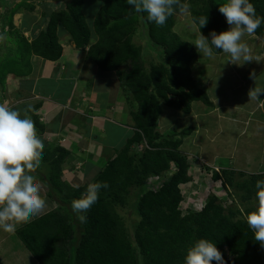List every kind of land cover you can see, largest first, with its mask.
<instances>
[{"label":"trees","instance_id":"trees-1","mask_svg":"<svg viewBox=\"0 0 264 264\" xmlns=\"http://www.w3.org/2000/svg\"><path fill=\"white\" fill-rule=\"evenodd\" d=\"M100 1L92 22L97 37L94 43L90 44V31L82 13L85 0H66L64 8L51 13L44 29L30 42L19 39L22 46L18 45L17 63L0 62V68H5L0 81L10 68L27 63L30 55L57 61L62 51L57 36L60 27L75 49L87 48L86 58L92 65L116 75L130 107L132 137L93 179L92 183L106 182L109 187L101 189L97 202L83 213L86 223L77 219L71 203L85 193L87 186L68 188L60 173L67 152L44 147L39 165L44 171L38 178L56 208L19 225L17 239L37 264H184L187 250L201 238L215 243L225 264H264V247L254 240L246 223L247 213L256 207L245 209L243 216L237 209H224L219 198L210 194L200 211L180 209L183 197L179 187L190 183L191 177L190 162L179 152V146L181 138L190 136L194 128L160 134L157 121L161 106L184 115L190 113L194 102L213 107L207 93L191 78L195 48L173 32L174 16L183 11L177 7L165 25L157 26L147 21L146 13H137L127 0ZM250 2L256 14L264 17V0ZM180 3L188 5L191 22L207 17L208 23L200 31L209 39L213 31L219 34L228 30L218 10L222 5L219 1ZM8 25L12 33V25ZM137 36L145 38L143 46L135 44ZM255 36L264 42V24ZM153 51L155 60L146 63L145 54ZM213 52L223 53L215 48ZM36 119L32 116L35 127ZM211 176L213 180L222 179L223 187L238 191L241 204L253 199L257 206L255 184L264 180V173L246 175L223 169L221 175L211 172ZM236 176L241 180H234ZM130 191H135L133 210L138 217L131 239L115 212L118 206H125Z\"/></svg>","mask_w":264,"mask_h":264},{"label":"crops","instance_id":"crops-1","mask_svg":"<svg viewBox=\"0 0 264 264\" xmlns=\"http://www.w3.org/2000/svg\"><path fill=\"white\" fill-rule=\"evenodd\" d=\"M64 3L61 1L54 3L53 8L59 10L61 4L64 8ZM100 5V0H85L83 15H86L85 10L88 7L93 22ZM53 8L52 3L50 4L48 0L0 1V34L7 37L5 41L0 42V62L5 60L9 63L18 62V40L23 37L27 42H30L39 31L44 29L48 16L57 11ZM223 19L226 22L224 16ZM92 22L89 24L86 22L90 31V44L94 43L97 38L93 31ZM8 24L12 25V33H16V36L9 33ZM227 27L230 28L228 24ZM27 35H29L28 38ZM57 36L62 49L60 58L57 61H48L36 55H30L27 63L21 67L10 68L11 70L6 72L0 81V103L6 102L12 109L19 110L22 118L24 110L31 108L32 111H28L27 115L31 119L32 116L37 118V134L44 147L48 150L57 147L67 152L60 165L61 179L68 188L77 189L92 183L98 172L116 156V152L132 137L134 124L130 115V107L116 75L110 72L112 77L105 76L104 80H100L97 73L101 71L86 58L87 48L84 50L75 49L68 34L60 27H58ZM187 41L189 40L187 39ZM244 42L252 44L253 47L254 43L259 44V50L255 52L252 50L253 55L264 57V43L261 39L255 35L245 36ZM216 56L218 58L206 57L202 59L203 62H199L196 61L197 55L193 61L196 62L192 65L193 68L196 63L201 64V68L198 70L199 76H196L197 79L201 81L204 77L218 71V64L221 65L223 62L228 64V69L236 68L240 71L242 68V65L227 62L230 60L227 53L223 52ZM254 62L253 69H264V60ZM206 67H209V70L212 68V71L208 72ZM245 68L247 71L243 77L240 76L241 73H238L242 78L241 84L249 78L250 71L248 70L251 68L250 66ZM252 83L258 84L256 79H253ZM211 92L217 91L211 90ZM210 93L208 97L213 104L211 109L207 108L205 113L202 111L204 109L203 104L199 103L196 110L189 113L191 121L188 122V127L194 128V133L191 134L192 147L200 143L201 146L218 148V143L208 142L209 135L205 133L204 124L214 123L217 120L220 123L218 130L227 129L230 132L234 122H237L236 108L227 106V103L223 102L220 104L225 105V107L221 109L220 104L216 105L210 98ZM253 100L254 104L256 102V109L257 107L261 109L264 94ZM166 109L170 108L166 107ZM199 113L202 118L200 122L198 121ZM177 117L174 116V118ZM251 121L252 119L249 122L252 123ZM254 123L257 128H260L261 125L258 122L255 121ZM165 128V123L162 124L161 120L157 121V131L160 134V129ZM200 131L204 134L203 140L199 139ZM254 131L251 130L250 132ZM229 140L230 138L225 137L221 140V145L227 147L228 150L231 149L227 145ZM260 148L261 151L264 150V146H260ZM263 158L264 155L261 160ZM250 159L253 166L256 159L253 160V156ZM252 166L250 169L254 170ZM261 170L264 168L257 171ZM46 193L44 187L42 195L46 197L48 206L32 216L29 221L56 208V205L47 198ZM0 232V248L8 239H17L15 233H7L3 229H0ZM4 252L3 250L2 253ZM32 262L37 264L31 257L30 264Z\"/></svg>","mask_w":264,"mask_h":264},{"label":"clouds","instance_id":"clouds-1","mask_svg":"<svg viewBox=\"0 0 264 264\" xmlns=\"http://www.w3.org/2000/svg\"><path fill=\"white\" fill-rule=\"evenodd\" d=\"M127 4L137 13H146L147 21L154 22L157 26L165 25L177 7L182 11L188 8L180 0H127ZM218 10L230 26L229 30L219 34L213 31L209 39L200 31L207 25V17L194 19L192 28L197 36L191 43L197 51L210 58L214 55L213 48L221 50L230 56L227 62L237 65L264 60L262 56H254L252 49L244 42L245 36H254L264 24V17L256 14L250 0H226ZM6 39L5 35L0 34V42ZM261 94H264V87H254L249 91V97L253 99ZM30 110V107L25 109L22 118L19 110L12 109L6 102L0 103V229L12 234L19 225L27 223L32 216L48 206L46 197L41 195V182L30 174L39 166L44 148L35 122L27 115ZM212 181L223 184L222 179ZM108 187L106 182L89 183L85 193L72 201V211L77 214L81 223L87 222V216L83 213L97 202L100 190ZM255 187L257 206L247 213L246 223L253 232L254 240L264 247V180L256 181ZM204 204L205 201L199 207L191 209L198 212ZM213 261L225 264L215 243L203 238L197 240L184 257V264H212Z\"/></svg>","mask_w":264,"mask_h":264},{"label":"rangeland","instance_id":"rangeland-1","mask_svg":"<svg viewBox=\"0 0 264 264\" xmlns=\"http://www.w3.org/2000/svg\"><path fill=\"white\" fill-rule=\"evenodd\" d=\"M1 1V0H0ZM50 4L52 3V8L54 3L65 2L66 0H48ZM221 4L225 3L226 0H217ZM58 7V6H57ZM56 7V8H57ZM59 7H63L61 4ZM55 9V8H53ZM58 11V8L55 9ZM84 10V8H83ZM86 15L84 16L85 21L89 24L92 22V14L89 13V8H86ZM175 24L173 27V32L176 33L180 39L183 41H187L195 48L198 58L196 61H202L205 59V56H201V54L197 51L193 42L196 39L197 33L192 28V22L189 19L188 13L184 10L181 13L175 14ZM47 21V20H46ZM229 30V28H228ZM13 36H16V33H12ZM29 35H27L28 38ZM188 36V38H187ZM31 37V36H30ZM141 37L137 36L134 39L135 44L143 46L145 44V38L140 39ZM16 41V38L14 39ZM20 41V40H18ZM264 43V42H263ZM249 47L254 50H259V44L256 45L254 43V47L252 44L247 43ZM19 48L22 46L20 42H18ZM151 50V48H148ZM264 49V48H263ZM253 52V53H254ZM156 53L153 51L151 53H146L144 59L147 63L148 60H155ZM213 58H218L216 55H213ZM195 61V62H196ZM192 62L191 69V78L194 81V85L198 86L201 89H206L207 95L211 90H215L217 92H211L210 98L215 102L216 105L220 103H227V106L235 107L237 111V122H234L233 126L230 129V132L227 129H219L218 125L219 121L215 120V122L204 124L205 133H207L209 137L208 142L218 143V148H210L206 145H202L199 143L195 147H192L191 144V135L187 137L181 138V145L179 146V152L184 155L187 160L190 162V174L191 181L190 184L181 185L180 191L183 196V201L180 204V209L184 210L185 208H197L199 207L209 195L208 190H211V172H217L221 175V170L223 169H232L234 171H240L248 174H257L264 173V170L257 171L258 169L264 168V158L261 160V157L264 155V150L261 151L260 146H264V102L261 103L262 108L257 107L256 102L254 104V100L249 98V91L254 87H264V69L256 70L253 69L252 66L255 64L252 62H245L242 64V68L236 70V68H229L226 62H223L221 65L218 64V71L211 73L210 75L201 79L198 77V70L201 68L200 63H196L193 68L192 65L195 63ZM246 66H250L251 69L249 73L248 80H244V83L241 84V77L244 76V73L247 71ZM3 67V66H2ZM0 68V75L4 74L5 68ZM208 72L212 71V68L209 70V67L205 68ZM4 70V71H3ZM240 76H239V74ZM112 77L113 75L109 72H98L97 77L100 80H104V77ZM253 79H256V83H252ZM237 82V83H236ZM120 85V83H119ZM101 87V86H100ZM99 87V88H100ZM121 88V86H120ZM122 89V88H121ZM199 102H194L191 104V112L195 111L199 106ZM204 106V105H202ZM221 109L225 107V105L220 104ZM241 107V108H239ZM209 109V108H208ZM206 106L202 109L203 112L206 113L208 110ZM224 111V110H222ZM252 114L250 115V113ZM232 115V114H229ZM174 116H178L174 118ZM198 121L202 120L200 113L198 115ZM250 119H252V123H250ZM161 120L162 124H166L165 129H160L161 133H170L171 131H180L184 128L188 127V122L191 121L190 114L184 115L180 112L174 111L172 109H166V107L161 106V115L158 121ZM258 122L260 128H257V125L254 122ZM185 124V125H184ZM250 124V125H249ZM190 126V125H189ZM195 126V124H194ZM224 126V125H221ZM259 129V130H258ZM247 130V131H246ZM251 130H255L254 132H250ZM194 133V130L193 132ZM225 138H230L227 143L228 147H223L221 144V140ZM232 138V139H231ZM199 139H204V134L201 133L199 135ZM197 140V139H196ZM225 141V140H224ZM231 141V142H230ZM211 144V143H210ZM224 144V143H223ZM212 145V144H211ZM141 146H144L143 144ZM213 146V145H212ZM215 147V145H214ZM142 148V147H141ZM260 148V149H259ZM217 149V151H215ZM213 150V151H212ZM258 154V155H257ZM253 156V160L256 159L253 166L251 165V156ZM259 156V157H258ZM244 163V164H243ZM40 165V164H39ZM254 167V170H251L250 167ZM209 169H208V168ZM208 169V170H206ZM44 169L41 167H37L34 172L30 174L35 175L37 178L41 177ZM193 178V181H192ZM39 180V178H38ZM234 180L238 179L237 176ZM47 190V189H46ZM234 188L229 187V195L228 199L220 200L221 205L224 209L226 207L237 209L240 214L245 216V209L256 207L255 200H251L250 202L240 203L239 201V192L234 191ZM44 192V187H41V195ZM213 193H216V188L213 189ZM134 194L135 191H130L129 199L127 200L124 207L118 206L115 208L116 214L120 218V223L126 230L129 239L132 238L134 227L138 221V217L136 216L133 207H134ZM242 193H240L241 195ZM215 195V194H214ZM47 196V195H46ZM50 200V199H49ZM48 202V201H47ZM50 202H52L50 200ZM56 207V206H55ZM71 214V213H70ZM76 214V213H75ZM73 215V214H72ZM1 235V232H0ZM5 251L2 253V251ZM30 254L23 247L21 242L18 239H8L3 247L0 248V264H30L31 257ZM32 264H35L32 262Z\"/></svg>","mask_w":264,"mask_h":264},{"label":"built area","instance_id":"built-area-1","mask_svg":"<svg viewBox=\"0 0 264 264\" xmlns=\"http://www.w3.org/2000/svg\"><path fill=\"white\" fill-rule=\"evenodd\" d=\"M140 147H142V146L140 145ZM211 183H213L214 185H211ZM210 185H211L212 189L209 190L210 188L209 189L207 188L209 195L215 194L219 198V200L228 199L229 191L226 187H223V184L220 181H212V179H211ZM214 188H216V193H213Z\"/></svg>","mask_w":264,"mask_h":264},{"label":"bare ground","instance_id":"bare-ground-1","mask_svg":"<svg viewBox=\"0 0 264 264\" xmlns=\"http://www.w3.org/2000/svg\"><path fill=\"white\" fill-rule=\"evenodd\" d=\"M244 164V163H243Z\"/></svg>","mask_w":264,"mask_h":264}]
</instances>
